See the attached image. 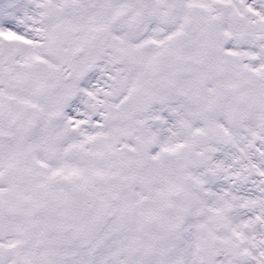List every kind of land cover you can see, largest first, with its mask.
<instances>
[{
  "label": "snow or ice",
  "instance_id": "6c2138e0",
  "mask_svg": "<svg viewBox=\"0 0 264 264\" xmlns=\"http://www.w3.org/2000/svg\"><path fill=\"white\" fill-rule=\"evenodd\" d=\"M0 264H264V0H0Z\"/></svg>",
  "mask_w": 264,
  "mask_h": 264
}]
</instances>
